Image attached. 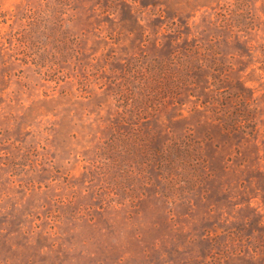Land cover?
Wrapping results in <instances>:
<instances>
[{"label": "rangeland", "instance_id": "374dc122", "mask_svg": "<svg viewBox=\"0 0 264 264\" xmlns=\"http://www.w3.org/2000/svg\"><path fill=\"white\" fill-rule=\"evenodd\" d=\"M0 264H264V0H0Z\"/></svg>", "mask_w": 264, "mask_h": 264}]
</instances>
